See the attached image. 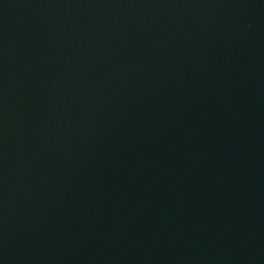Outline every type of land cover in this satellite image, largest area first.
Instances as JSON below:
<instances>
[{
  "label": "water",
  "instance_id": "95a60500",
  "mask_svg": "<svg viewBox=\"0 0 264 264\" xmlns=\"http://www.w3.org/2000/svg\"><path fill=\"white\" fill-rule=\"evenodd\" d=\"M0 264H264V0H0Z\"/></svg>",
  "mask_w": 264,
  "mask_h": 264
}]
</instances>
